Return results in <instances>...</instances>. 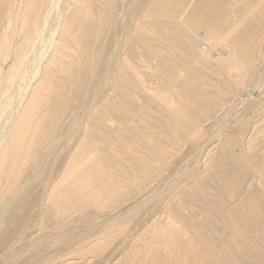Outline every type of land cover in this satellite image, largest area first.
Segmentation results:
<instances>
[{"label":"bare ground","instance_id":"1","mask_svg":"<svg viewBox=\"0 0 264 264\" xmlns=\"http://www.w3.org/2000/svg\"><path fill=\"white\" fill-rule=\"evenodd\" d=\"M262 47L264 0H0V246L32 173L35 224L80 232L49 264H86L119 237L107 264H226L235 238L242 264H264ZM64 152L49 182L42 165ZM208 222L217 234L192 232ZM8 248L3 264L27 261Z\"/></svg>","mask_w":264,"mask_h":264},{"label":"rangeland","instance_id":"2","mask_svg":"<svg viewBox=\"0 0 264 264\" xmlns=\"http://www.w3.org/2000/svg\"><path fill=\"white\" fill-rule=\"evenodd\" d=\"M205 48H206V46H203V49H205ZM262 50H264V47H262ZM263 60L259 64L260 66L258 68L259 71H258L257 75L259 78L260 77L262 78L263 74H264V70H263L264 69V61ZM240 96H242L241 98L244 100L247 99V92H241ZM259 97L257 99H259ZM253 98H255V96H253ZM253 98L251 97V98H249V100L253 99ZM249 100H246V103H249L248 102ZM237 110H239V111H237ZM243 112L244 111H243L242 107L237 106L235 111H232L230 114L226 115L227 117H226L225 122H224V120H225L224 119L225 117H224L219 122V124H216L215 126L213 125L214 127L212 126L207 130V132L210 130L208 132L209 134L211 133L210 137H214L217 134L216 132H218V131L219 132H229V131L231 132L232 127H233L232 123L236 119L235 115L237 114L236 117L244 115V114H242ZM244 113H246V112H244ZM231 115H233L234 117ZM111 118L112 119H110V120L111 121L113 120L111 127L113 129L115 127L117 128V116L114 115ZM229 118H230V120H229ZM223 122H224V124H223ZM218 127H220V128H218ZM72 130L75 131V128L68 130V131L63 130L61 138H64L63 136H65V135L67 137L68 136L69 137H73V136L77 137L80 134V132L77 131V133L75 132V135H73L74 132H72ZM94 132H96V131H94ZM98 132L99 131L96 132V135H98ZM116 147H114V148H116ZM115 151H116V149H115ZM65 155H66V153L64 152V154L62 156L60 155V156H58L52 160L47 159L43 163L42 166H44V167H42V169L44 170L45 176L48 173H51L50 178H49L50 179L49 182H51V181L54 182L62 174L63 171L61 172V170L63 169L64 163H65V158H66ZM31 174L32 173H28V175L21 177L20 182H21V185L23 187H25L26 192L20 198L21 201L18 204L19 212L18 213L15 212L16 215H13V214L10 215L11 217H9V220L6 224L4 231H3V235L7 234V239L0 246V259H1L0 264H3V262L5 261L2 258L4 256H8L7 253H9V252H7L6 249L8 246L10 248L11 245L14 246V250H12V252H13L12 254L16 253L20 249H25V248L28 249V251L26 253L27 255H25V259H24L27 261H25L21 264H28V263L29 264H49L51 261H49V262L45 261L47 258H49L51 256L57 257L60 254L66 252L67 250L76 247V245H75L76 237H77V235H79L80 232H75V234H74V232L73 233L69 232V233H67V235L64 234L66 236L62 235L63 237L61 235L60 236L45 235L44 230L46 231V229H44V228L46 226H49L52 223H49V225H48V223H45L46 226H45V224H44V226L41 225L44 227L43 228L44 230H42L41 228H39V226H37V224H35V222H36V216L35 215L37 212V205H38L37 200L40 199L39 196L44 191V184H42L43 181L39 177L41 180L35 179L34 182H32L30 185L27 184L26 186H24L23 183L26 184L25 180H27V178L29 176H31ZM211 185L212 184L210 182L209 183L207 182L206 186H211ZM211 188H212V190H210V193H213V194L216 193V190L213 189L212 186H211ZM97 217H98V215H97ZM100 217L101 216H99V218ZM209 217L210 216L208 214L206 219L209 220ZM147 218H148V215L145 214L144 211H142L138 216H134L132 218L133 220L129 224L130 230L134 227H135L136 231L141 230L144 227V224L147 221ZM101 219H104V217H101ZM38 228L41 230L39 231ZM196 228L197 229L192 230V232H194V234H196V235L203 237L204 240H205L204 236H209V235L213 234L212 232H214L215 234L218 233L217 229L213 228V226H211V224L209 222L207 223L206 228L199 229L198 226ZM90 231L92 232V231H96V230L91 229ZM90 231H88L87 233H85L81 236H85L86 234L91 233ZM216 231H217V233H216ZM228 232L232 233V231H228ZM55 238H56V240H55ZM115 239H117V240H115ZM115 239H114L115 241L113 240L112 243L105 248V251L101 254V256L95 257L93 259H89L88 263H86V264H107L109 262H114L115 257L119 256V254L125 249L124 246L126 245V244L123 245L124 243H122L123 242L122 238L119 237V238H115ZM228 241H229V246L231 247V250H230L231 258L226 257L224 259L225 263L226 264H242L241 260H243L246 263L247 259H244V258H246L245 253H243V252L238 253L236 251V245L238 243L237 238H235L234 240L230 239ZM12 243H14V244H12ZM118 246L121 247V249ZM213 249H215V248L213 247ZM4 250L7 253H5ZM1 254H4V255H1ZM53 263L58 264V261H54L51 264H53Z\"/></svg>","mask_w":264,"mask_h":264}]
</instances>
